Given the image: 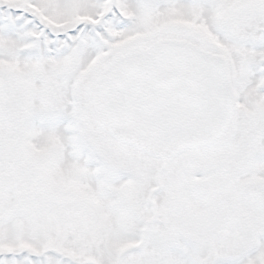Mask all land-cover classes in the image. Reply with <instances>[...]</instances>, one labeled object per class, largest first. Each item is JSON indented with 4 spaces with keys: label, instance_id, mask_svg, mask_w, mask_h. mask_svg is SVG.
I'll return each instance as SVG.
<instances>
[{
    "label": "snow or ice",
    "instance_id": "obj_1",
    "mask_svg": "<svg viewBox=\"0 0 264 264\" xmlns=\"http://www.w3.org/2000/svg\"><path fill=\"white\" fill-rule=\"evenodd\" d=\"M0 264H264V0H0Z\"/></svg>",
    "mask_w": 264,
    "mask_h": 264
}]
</instances>
